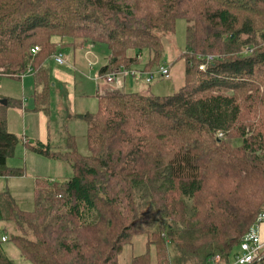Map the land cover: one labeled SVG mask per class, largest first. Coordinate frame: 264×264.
Instances as JSON below:
<instances>
[{"label":"trees","instance_id":"1","mask_svg":"<svg viewBox=\"0 0 264 264\" xmlns=\"http://www.w3.org/2000/svg\"><path fill=\"white\" fill-rule=\"evenodd\" d=\"M178 20L188 62L178 92L106 91L97 113L80 117L88 156L74 141L65 154L33 149L66 163L69 180L37 182L33 212L0 195V220L26 262L119 264L143 235L147 251L132 264H151L152 252L157 264H228L264 213V0H0V78L34 68L47 111L44 64L64 40L105 48L100 76L131 71L145 51L154 71ZM207 56L218 58L200 71ZM21 143L0 104V178L24 175L8 167ZM0 264H15L1 242Z\"/></svg>","mask_w":264,"mask_h":264},{"label":"rangeland","instance_id":"2","mask_svg":"<svg viewBox=\"0 0 264 264\" xmlns=\"http://www.w3.org/2000/svg\"><path fill=\"white\" fill-rule=\"evenodd\" d=\"M186 31L187 22L185 20H178L175 33L167 35L163 38L166 53L164 55L163 64L161 66L169 69L170 73L168 77L162 78L159 74L156 73L159 70L160 66L154 71H150L148 69L145 70L147 62L150 59L147 51H145L141 59V64L138 67L133 68L132 70H137V72H143L145 74H151L155 72V74H153L151 83H147V79L150 78L149 75L137 76L135 77V79L133 77H126L124 79V82H126V88L119 90L126 93H137L154 97L172 96L176 92H178L185 85L188 69V62L186 58H179L183 53L186 52ZM69 43H80L81 45L87 44V46L89 44L87 40L74 41L66 39L63 41V43H61V45L63 46H60L58 48V51L56 52V54L61 52L64 55L65 64H57L54 61V55L44 64V69L48 73L50 82V90L48 92L49 102L47 104V116L51 120L50 132L52 136L54 134V129H57L58 125L60 126L61 117L64 120V123H62V125L64 126L63 128H66L65 134H70V131L67 132L68 128L70 130L69 123L75 121L73 127L74 133L76 135V137L74 136L75 145H77L78 152L82 156H88L90 154L87 143L88 123L84 119H79L78 117V119L75 120V116L78 115L79 112H83V116L87 114L94 115L97 113L99 102H93L94 100L92 99H96L95 95L98 93V82H96L95 79L100 77L99 66L96 65L93 67L92 65H90L88 59L90 61H96L97 59L101 65V59L104 58L103 56L106 55L107 52L105 48H101V50H94L92 46H88L86 47L88 49L87 53L91 54L88 55L87 59L85 55V49L83 50V48H81L79 45L67 48V46H69ZM246 52H248L247 49L244 51V54ZM130 55H134V53H130ZM114 72L115 71L107 75H111ZM107 75H105L103 79L106 78ZM113 87L119 88L117 85H113ZM78 94H81L84 98L91 99L90 102L86 100L88 101L86 104L82 103V100L78 96ZM27 98L29 100L30 97H28V91L26 88H24L22 82L14 81L13 79L9 78H0V104L3 100L9 99L11 101L9 107H5L1 104L2 106H4V110H8L9 108L11 110L15 109V107L13 106V102H15V100H25ZM21 123H23L22 119L20 120V124ZM57 151L60 152L62 150L58 149ZM20 158H22V156H20ZM28 164L30 165L26 170L25 163L21 162L19 158L11 160L10 166L23 167L27 172V178L24 180H19L18 177H14L16 179L9 182V189H6V191L1 192L0 194L8 192L9 196L12 198V200L20 210L24 212H33L36 206L34 194L35 184L40 181L50 182L49 176L52 174H55V176L58 175L57 177L60 179L59 176H62L63 173L60 171V167L52 166L51 168L50 165L47 164H43V167L39 170V166H37L38 163L36 164L33 158L29 159ZM56 165H60L59 162H57ZM67 180L69 179H60V182ZM1 222L0 236L5 233V224L3 225V223ZM6 237L8 238L7 234ZM5 246L8 251L10 248L13 249V253L11 252V255H9L8 257L14 260L16 264H31L29 262H26L21 257L17 247L14 244L8 243ZM14 247L17 250L14 249ZM146 251V237L143 235L137 236L133 239V242L130 245H127L124 248L122 254L119 257V264H132L135 258L144 255ZM151 258V264H157V258L154 252L151 253ZM188 264L193 263L189 262Z\"/></svg>","mask_w":264,"mask_h":264},{"label":"crops","instance_id":"3","mask_svg":"<svg viewBox=\"0 0 264 264\" xmlns=\"http://www.w3.org/2000/svg\"><path fill=\"white\" fill-rule=\"evenodd\" d=\"M77 45H79L81 48H83V50L85 49V55H86L87 59H88V55L91 53H87L88 49L86 47L92 46L94 50L95 49L101 50V48H103V47L95 46L92 44H88V46H87V44L81 45L80 43H72V44L69 43V46H67V48L72 47V46L75 47ZM66 49H64V50H66ZM106 52H107L106 55L103 56L104 58L101 59L102 60L101 65H100V62H98V60L96 58L95 59L97 62L94 60L90 61L88 59L90 65H92L93 67L96 65L99 66V72H100L101 68L104 67L105 65H107L109 62V59H108L109 53L107 50H106ZM29 76L30 77L26 76L25 78H20V80H14V81L22 82V85L28 91V97H30L29 100H28V98L25 100H15V102H13V106L15 107V109H12V110L10 108L8 110L5 109V114L7 117L8 132L10 134H13V135L17 136L18 138L22 139V143L16 148L15 156L8 161V167L10 169L22 170L24 175L22 177H18V179L24 180L27 178V172L25 171V169L27 170L29 168V165H30V164H28V161H29V159L33 158L34 161L36 162V164L38 163L37 166H39V170L43 167V164L50 165L51 168H52V166L53 167H55V166L60 167V171L63 173L62 174L63 177L59 176L60 179H65V178L70 179L72 177V171H71V168L66 163H64L62 161L52 160V159H49L47 157L41 156V155L37 154L33 149L38 144H41L44 146H50L52 151H54V152H58L57 151L58 149L62 150V151H60V153H63V154L70 152L72 142L74 141V138L76 137V135L74 133V129H73L75 121H72L71 123H69L70 130L68 128L67 132L70 131V134L69 133L65 134L66 128H63L64 126L62 125V123H64V120L61 117L60 118V126L58 125V128L54 129V134L52 136L51 132H50L51 120L47 116L48 112L46 110H44L43 108L38 109V107H37L38 103L36 102L35 97L37 96L38 92H41V89H38L36 87L34 74L29 75ZM101 77H102L101 78L102 81L101 80L96 81V79H95V81L98 82V85H97L98 86V93L95 95L96 99L95 98L92 99V100H94L93 102L98 103L99 97L104 95L105 92L108 90H112V91L116 90V91L122 92L119 89L126 88V82H124V81H123L122 87L114 88L113 86H109L105 83V80L103 79L104 76H101ZM135 84H136V82H135ZM136 89H137V86H136ZM122 93H126V92H122ZM78 96L81 98L82 103H84V104H86L88 101L90 102V100H91L88 98H84L81 94H78ZM86 100H88V101H86ZM7 101H9V99H7ZM29 102H30V104H29ZM9 105L10 104H8L5 107H9ZM82 113L83 112H79L78 115L75 116V120L78 118L81 119L80 117L83 116ZM21 119H22L23 123L20 124ZM65 125H66V123H65ZM20 156H22V158H20ZM15 158H19L21 162L25 163L26 168L24 169L23 167H18V166L17 167L16 166L11 167L10 162H11V160H15ZM57 162H59L60 165H56ZM57 176L58 175L55 176V174L50 175L49 176L50 182H52V183L60 182V179ZM14 179H16V178H14V177H12V178H0V193L3 191H6V189H9L8 188L9 182L11 180H14ZM35 189H36V184L34 187V194H35ZM3 194H5V193H3ZM0 195H2V194H0ZM1 223H3V222H1ZM3 225H4V223H3ZM6 234H7V232L5 229V233L0 236V242L4 248L5 255L8 257L9 255H11V252L13 253V249L10 248L9 251H8V249H6L5 245L10 243L9 241L5 242V243L2 242V238L4 236H6ZM7 236H8V234H7ZM8 238H9V236H8ZM262 238L264 239V225L262 226ZM14 249H16V248L14 247ZM10 260H12V259H10ZM12 261H14V260H12Z\"/></svg>","mask_w":264,"mask_h":264},{"label":"built area","instance_id":"4","mask_svg":"<svg viewBox=\"0 0 264 264\" xmlns=\"http://www.w3.org/2000/svg\"><path fill=\"white\" fill-rule=\"evenodd\" d=\"M40 52L39 47H34L31 51L33 56H36ZM251 52V51H250ZM247 53V52H246ZM54 61L59 65L65 64L64 55L60 52L55 54ZM215 56H207L206 57V63H202L199 66L200 71H205L207 67V63L213 62L216 60ZM162 78L169 76V69L166 67H161L157 72ZM34 74V68H30L25 74L22 75V78H25L26 76L33 75ZM153 74H145L143 72H137L136 71H128L125 69H120L115 71L111 75H107L106 78H104L105 83L107 85H117L118 87L123 86V81L126 77H137V76H144L149 75L150 78L147 79V83H151ZM101 76L96 79V81L101 80ZM222 136V135H220ZM264 225V213L260 214L257 221L253 224L249 232L245 235L243 238L241 245L239 247L238 253L235 255L233 260L228 264H253V263H259L261 261H264V239L262 238V226ZM2 242H8V238L4 236L2 238ZM219 260H217V263Z\"/></svg>","mask_w":264,"mask_h":264},{"label":"water","instance_id":"5","mask_svg":"<svg viewBox=\"0 0 264 264\" xmlns=\"http://www.w3.org/2000/svg\"><path fill=\"white\" fill-rule=\"evenodd\" d=\"M1 104L4 105V106H7L8 105V101L7 100H3V101H1Z\"/></svg>","mask_w":264,"mask_h":264}]
</instances>
